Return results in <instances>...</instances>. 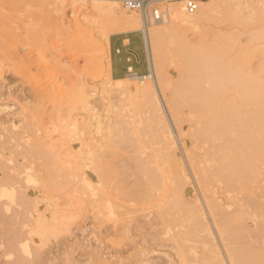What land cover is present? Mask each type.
<instances>
[{
    "label": "rangeland",
    "instance_id": "obj_1",
    "mask_svg": "<svg viewBox=\"0 0 264 264\" xmlns=\"http://www.w3.org/2000/svg\"><path fill=\"white\" fill-rule=\"evenodd\" d=\"M212 1L200 0V22L147 26L165 28L158 73L142 31L111 32V22L90 6L91 0H0V134H22L19 155L37 152L31 158L38 166L37 198L42 206L43 193H49L50 211L61 209L59 219L47 213L56 225L33 245L26 239L31 200L23 196L33 183L23 180L19 189L0 194V264H222L206 231L210 223L201 224L205 207L192 154L198 151L199 118L219 103L225 115L244 122L264 186V0H215L207 7ZM124 38L129 42L120 47ZM128 83L149 84L151 92L133 100L126 94ZM220 87L225 95L216 94ZM8 151L9 166L15 158ZM152 152H170L174 164L151 166L150 176L139 177L141 189L127 194L122 178L133 176L120 174L119 159ZM223 180L212 179L211 197L205 199L213 223L226 217L215 208L221 206L228 213L227 242L240 245L231 250L244 252L238 253L244 264H264V198L257 204L238 195L247 185Z\"/></svg>",
    "mask_w": 264,
    "mask_h": 264
},
{
    "label": "bare ground",
    "instance_id": "obj_2",
    "mask_svg": "<svg viewBox=\"0 0 264 264\" xmlns=\"http://www.w3.org/2000/svg\"><path fill=\"white\" fill-rule=\"evenodd\" d=\"M85 1V0H82ZM215 2V0H213ZM212 1V2H213ZM200 0L198 1L199 4ZM213 2L210 3L211 5L207 6V7H214L216 3ZM71 5L74 4L72 2H70ZM120 0H91V2H89L90 6L99 14H101L102 16H104L106 19H108L111 22V25L108 27L109 30H111V32H127V31H133L136 29H140L143 33L144 36H146L145 38H147L148 42H150V48L151 49V54L152 57L154 59V64L156 67V71L158 70L159 73V46L161 43V39L163 36V33L165 32V28H158L157 27H148V28H144L142 25V21H141V17L137 12L134 11H129V13H125L121 10L119 5ZM77 4H81L79 2H75V5ZM197 4V6H198ZM197 6L196 9L192 12V13H187L185 11H183V9L179 6L178 3H170L168 5H166L165 11H164V15L162 17V19L158 22H160L161 24L165 25L166 21L168 22H186V23H191L194 24L195 22H200L202 17H203V4L202 2H200L199 5V9L197 10ZM242 6V5H241ZM205 9V8H204ZM196 12V13H195ZM194 13V14H193ZM157 22V23H158ZM162 25V26H163ZM160 27V26H159ZM144 38V39H145ZM143 83V82H142ZM211 87V86H210ZM224 87V86H223ZM220 87L219 89L216 90V94H224V88ZM204 88V87H203ZM126 89V94L133 97L137 98V99H143L147 93L151 92V88L149 86V84H137V83H128L127 86H125ZM205 90L208 89H204L203 93H205ZM211 91V90H210ZM214 91V90H213ZM210 93V92H209ZM208 93V94H209ZM212 93V92H211ZM225 95V94H224ZM149 96V95H148ZM198 96V94H197ZM213 96H215L213 94ZM208 97V96H207ZM211 98H215L212 97L210 94ZM209 97V98H210ZM98 98V97H97ZM151 98V97H150ZM196 98V97H195ZM217 99V98H216ZM211 100V99H210ZM218 101V99H217ZM151 102V100H150ZM177 102V99H176ZM180 102V101H179ZM134 103V102H133ZM145 104V103H144ZM148 104V103H147ZM177 104V103H176ZM100 105V104H99ZM149 105V104H148ZM147 105V107H148ZM178 105V104H177ZM218 105V106H217ZM101 106V105H100ZM153 107V106H152ZM133 109V108H132ZM148 109V108H147ZM207 115L203 116V118H199L198 122H199V133L197 132V134L200 138H198L197 143H196V148L195 150H198L196 152H194V154H192V159L193 162L196 163L195 165L197 167H199L198 170H196V173H199L198 178H197V188L199 190V198H200V202L201 199L204 203V210L201 213V221L203 223L201 224H205L206 221H208V223H210V227H207V234L210 237V239L213 241L214 247H215V253L216 255L219 257L222 264H244L246 263V261L241 262L240 261V254L238 253H244L239 251L238 253L233 249L231 250V248L238 247V245L236 244L235 247H233V243H232V247L229 246V243L227 242V237L225 235H229L230 234H224L225 230H227L229 227L226 228V224H227V212L224 211V209L221 208V206L216 205L215 208L218 209V211L220 210V214L222 215V213H224V215H226V217H222L219 215L218 213V217L220 216V218L222 219L220 223L214 224L213 223V217L211 216V212L209 211V208H207V205L205 203V199L211 197L210 193H212V189H211V182L212 179L215 178L216 176H220L222 177V179H225L223 181H230L231 183L233 182H238L239 187H244L245 185H247L248 188H241L240 191H238V195L241 194V196L243 197L245 194H247V196H249L251 198V200H253V202H256L258 204V202H261L260 199L264 198V186H261L260 183V179L257 176V172L254 169L253 166V156H254V151L252 150V147L249 146V143L247 141L246 138V129L244 128V122L242 121V119L240 118H232L229 117L227 115H225V109L223 108V106H220V104L215 103L214 104V108L213 109H207ZM133 111V110H132ZM156 111V110H155ZM200 111V110H199ZM154 112V111H153ZM152 113V116H154V114ZM198 112V111H197ZM35 113V112H34ZM133 113V112H132ZM157 114V113H156ZM74 115V114H73ZM33 116V115H32ZM151 116V115H149ZM159 116V115H158ZM133 117V116H132ZM152 118V117H151ZM158 118V117H157ZM159 120V119H158ZM154 122V120H153ZM26 123V122H25ZM134 123V122H133ZM156 123V121H155ZM154 123V124H155ZM153 124V123H152ZM161 124V123H160ZM1 125V124H0ZM165 125V124H164ZM192 125V124H190ZM160 125L158 124V127ZM166 126V125H165ZM227 126L228 129H227ZM121 127V126H120ZM124 127V125L122 126ZM135 127V126H134ZM157 127V128H158ZM195 127V126H192ZM7 128V127H6ZM32 128V127H31ZM150 128V127H149ZM154 128V127H153ZM130 129V128H129ZM159 129V128H158ZM157 129V130H158ZM7 130V129H6ZM32 130V129H31ZM117 130V129H116ZM135 130V129H134ZM155 130V129H154ZM161 131V129H159ZM158 130V131H159ZM12 131V130H11ZM33 131V130H32ZM153 130H151L152 132ZM198 131V130H197ZM97 132V131H96ZM162 132V131H161ZM165 133L168 134V131H164ZM2 133V132H1ZM125 133V132H123ZM157 133V132H156ZM159 133V132H158ZM193 133V132H192ZM191 133V134H192ZM7 135L6 133L0 134V194L1 195H5L7 193V191L11 190L14 191L16 189L20 188V185L22 183L23 180L29 182V183H33L32 185H29L28 187H26V189L23 191V196L28 200H31V207L29 208L31 210V219L29 221L30 224L28 225V230H27V234H26V239L29 241V243L31 244H36L39 243L38 240L40 241V238H43L45 236L46 233L49 232V230H51L52 228H54L55 222H52L53 220H49V216L47 217V213L52 212L51 214H53L52 217L56 218L55 216L57 215V217H59L60 212H58L61 209H58L54 207V211H50V204H52L50 202V194L49 193H43V199L45 200V202H43V200H41L42 206H44L43 209H45L47 211L45 214L41 213V208L42 206L40 205V201L37 198V193H38V189L37 186H34L36 180H35V175H36V168L38 167L37 165L35 166L34 164V160H32V155L33 154H37V152L32 151V155L30 154V156L25 155H19V153L22 154V150L20 152V150L18 149L19 147V141L22 138V134L20 132H14V133H9L10 135ZM21 134V135H20ZM137 135V134H136ZM161 134H159L160 137ZM5 136V137H4ZM128 136V135H127ZM162 136V135H161ZM165 136V135H164ZM177 136H179L177 134ZM37 137V136H36ZM75 137V136H74ZM155 137V135H154ZM41 138V137H40ZM61 138V136H60ZM94 138V137H93ZM138 138V137H137ZM158 138V137H157ZM178 138V137H177ZM64 139V138H63ZM97 140V137H96ZM133 140V139H132ZM138 140V139H137ZM154 140V139H153ZM159 140V138H158ZM167 140V139H166ZM183 140V139H182ZM164 141V140H163ZM170 142V141H169ZM192 142V140H191ZM9 143V144H7ZM96 143V142H94ZM103 143V142H102ZM140 143V141L138 142V144ZM155 143H157L155 141ZM172 143V142H171ZM188 143V142H186ZM193 143V142H192ZM25 144V143H24ZM73 144V143H72ZM158 144V143H157ZM161 144V143H160ZM33 145V144H32ZM79 145V144H78ZM134 145V144H133ZM141 145V144H139ZM164 145V144H163ZM35 146V144L33 145ZM70 146V145H68ZM156 146V145H155ZM38 147V146H37ZM108 147V146H107ZM132 147V146H131ZM67 148V147H66ZM90 148V147H89ZM109 148V147H108ZM153 148V147H152ZM33 149V148H32ZM39 149V148H38ZM72 149V148H71ZM79 149V148H78ZM86 149V148H85ZM168 149V148H167ZM175 149V148H174ZM173 149V151H174ZM10 150L13 152V157L15 158V161L12 165H7L5 163V158L7 157L8 153L7 151ZM27 150V149H26ZM43 150V149H41ZM47 150V149H46ZM45 150V151H46ZM134 150V149H133ZM138 150V149H137ZM169 150V149H168ZM194 150V151H195ZM37 151V149H36ZM87 151V150H86ZM148 151V150H147ZM170 151V150H169ZM191 151V150H190ZM9 152V151H8ZM110 152V151H109ZM156 152V151H155ZM152 152V154H132V155H128L122 159H119L120 162H122V171L120 170V174L122 173L123 175H127V172L129 174V177L133 176L132 178H130L129 180L127 178H122L123 180V186L122 188H128V193H131L132 190H136L137 192L141 189V178H146L147 175L150 176L152 173L151 171H153V167L151 166H156L158 165V163H164V165L166 166V164L168 165H172L174 164V159H173V154H171L170 152H164L161 153V155H157V153ZM162 152V151H161ZM117 153V152H116ZM175 153V152H174ZM68 154V153H67ZM39 155V154H38ZM75 155V154H74ZM89 155V153H88ZM24 156H27L28 158H24ZM40 156V155H39ZM76 155L75 157L78 158ZM37 157V156H34ZM49 157V156H48ZM51 157V156H50ZM71 157V156H70ZM38 158V157H37ZM69 159V158H68ZM186 159V158H185ZM86 160V159H85ZM191 160V159H190ZM49 161V160H48ZM47 163L49 164V162H51V160ZM112 161V160H111ZM62 162V161H61ZM88 162V161H86ZM93 162V161H92ZM36 163V162H35ZM40 163V162H39ZM46 163V165H47ZM69 163V162H68ZM193 163V164H194ZM38 164V163H37ZM76 164V163H75ZM186 164V163H185ZM45 164H43L44 166ZM73 165V164H72ZM41 167V166H40ZM82 167V166H81ZM116 167V166H115ZM118 167V166H117ZM116 167V168H117ZM167 167V166H166ZM42 168V167H41ZM38 169V168H37ZM110 169V166H109ZM114 170V169H113ZM68 171V169H67ZM66 172V171H65ZM47 173V171H46ZM49 173V172H48ZM59 173V172H58ZM151 173V174H150ZM157 173V172H156ZM74 174V173H73ZM121 174V175H122ZM160 174H162V172L160 171ZM164 174V173H163ZM167 174V172H166ZM263 174V172H262ZM77 175V174H76ZM157 175V174H156ZM66 176V173L64 174V177ZM88 176V175H87ZM67 177V176H66ZM141 177V178H139ZM160 177V175H159ZM70 178V177H69ZM139 178V179H138ZM152 178V177H151ZM169 178V177H168ZM46 179V178H45ZM44 179V180H45ZM54 179V178H53ZM90 179V178H89ZM99 179V178H98ZM119 179V178H118ZM150 179V178H148ZM155 179V177H154ZM170 179V178H169ZM217 179V178H216ZM215 179V180H216ZM43 180V181H44ZM59 180V179H56ZM157 180V179H156ZM165 180V179H164ZM173 180V179H172ZM48 181V180H47ZM53 181V180H52ZM55 181V180H54ZM68 181V180H66ZM119 181V180H118ZM151 181V180H150ZM222 181V182H223ZM233 181V182H232ZM121 182V181H120ZM148 182V180H147ZM152 182V181H151ZM150 184H154L153 182ZM170 182V181H169ZM173 182V181H172ZM214 182V181H213ZM94 183V182H93ZM174 183V182H173ZM172 183V184H173ZM224 183V182H223ZM229 184V182H227ZM230 183V184H231ZM122 184V183H121ZM177 184V182H175V185ZM179 184V183H178ZM214 184V183H213ZM226 184V183H224ZM223 184V186H224ZM47 185V184H46ZM51 185V184H50ZM180 185V184H179ZM194 185V184H193ZM237 185V186H238ZM22 186V185H21ZM81 186V185H80ZM132 186H134V189L132 188ZM152 186V185H151ZM155 186V185H154ZM225 186H230V185H225ZM40 187V186H39ZM49 187V186H48ZM52 187V186H51ZM65 187V186H64ZM177 187V186H176ZM180 187V186H179ZM235 187V186H234ZM233 187V188H234ZM53 188V187H52ZM100 188V187H98ZM158 188V187H156ZM229 188V187H228ZM23 189V187H22ZM120 189V188H119ZM118 189V190H119ZM171 189V188H170ZM169 189V190H170ZM21 190V189H20ZM102 190V189H100ZM147 190V189H146ZM150 190H152L150 188ZM164 190V189H163ZM246 190V191H245ZM22 191V190H21ZM112 191V190H111ZM174 191V190H173ZM176 191V190H175ZM221 192H223L222 190H220ZM219 191V192H220ZM58 192V191H57ZM163 192V191H162ZM69 193V192H68ZM105 193V192H104ZM147 193V192H146ZM150 194V192H148ZM155 193V192H154ZM167 193V192H166ZM175 193V192H174ZM108 194V193H107ZM180 194V193H179ZM19 195V194H18ZM135 195V194H134ZM138 195V194H137ZM156 196V194H154ZM60 196V195H59ZM103 196V195H102ZM63 197V196H62ZM167 197V196H166ZM231 197V196H230ZM229 197V198H230ZM241 197V198H242ZM246 198V195L244 196ZM76 198V197H75ZM198 198V199H199ZM239 198V197H238ZM19 199V198H18ZM24 199V198H23ZM63 199V198H62ZM65 199V197H64ZM127 199V198H126ZM240 199V198H239ZM102 200V199H101ZM114 200V199H112ZM111 200V201H112ZM116 200V199H115ZM159 200V199H158ZM225 200V199H223ZM247 200V199H246ZM18 201V200H17ZM25 201V199H24ZM23 201V202H24ZM62 201V200H61ZM77 201V200H76ZM117 201V200H116ZM193 201V200H192ZM1 202V201H0ZM4 202V201H2ZM19 202V201H18ZM22 202V200H21ZM28 202V201H26ZM65 202V201H64ZM180 201H178L179 203ZM208 202V201H207ZM249 205L250 201H248ZM252 202V201H251ZM264 202V201H263ZM262 202V203H263ZM75 203V202H74ZM124 203V202H122ZM185 203V202H184ZM214 203V202H213ZM261 203V204H262ZM2 204V203H1ZM8 204V203H7ZM22 204V203H21ZM25 204V203H24ZM57 204V203H56ZM117 204V203H115ZM130 203H128L129 205ZM172 204V203H170ZM182 204V202L180 203ZM193 204V203H192ZM202 204V203H201ZM215 204V203H214ZM260 204V203H259ZM132 205V204H131ZM188 205V204H187ZM247 205V206H249ZM141 206V205H140ZM145 206V205H144ZM195 206V205H194ZM237 206V204H236ZM254 206H256V204L254 203ZM253 206V208H254ZM258 206V205H257ZM264 206V205H263ZM15 207V206H14ZM24 207V206H23ZM28 207V206H27ZM63 207V206H62ZM180 207V206H179ZM189 207V206H188ZM210 207V206H209ZM252 208V206H250ZM64 208V207H63ZM80 208V207H79ZM83 208V207H82ZM213 208V207H211ZM239 208V206H238ZM256 208V207H255ZM254 208V209H255ZM11 209V208H10ZM71 209V208H70ZM150 209V208H149ZM182 210V208H179ZM241 209V208H240ZM239 209V210H240ZM257 209V208H256ZM13 210H15V208H13ZM64 210V209H63ZM77 210V209H76ZM167 210V209H166ZM233 211V208L231 209ZM3 211V210H2ZM43 210V212H45ZM69 211V210H68ZM111 211V210H110ZM119 211V210H117ZM185 211V210H183ZM212 211V210H211ZM214 211V210H213ZM258 211V210H256ZM1 212V211H0ZM16 212V211H15ZM66 212V211H65ZM174 212V210H173ZM231 212V211H228ZM259 212V211H258ZM27 213V212H26ZM215 213V212H214ZM23 214V212H22ZM22 214L21 218H22ZM25 214V213H24ZM65 214V213H64ZM183 214V213H182ZM231 214V213H230ZM1 215V214H0ZM27 215V214H26ZM50 215V214H49ZM67 215V214H66ZM118 215V214H117ZM2 216V215H1ZM5 217V215H3ZM7 216V215H6ZM25 216V215H24ZM28 216V215H27ZM62 216V215H61ZM68 216V215H67ZM66 216V217H67ZM105 216V215H104ZM175 217V215H173ZM186 216V215H185ZM190 216V215H189ZM194 216V215H193ZM192 216V218H193ZM247 216V215H246ZM26 217V216H25ZM24 217V218H25ZM50 216V218H52ZM65 217L62 216V218ZM106 217V216H105ZM172 217V216H171ZM184 217V214H183ZM3 218V217H2ZM9 218V217H8ZM19 218V219H21ZM60 217V219H62ZM69 218V217H68ZM108 218V217H106ZM176 218V217H175ZM196 219V216L194 217ZM224 218V219H223ZM10 219V218H9ZM16 219V217H15ZM59 219V218H56ZM191 219V218H190ZM229 219V218H228ZM6 220V218H5ZM68 220V219H67ZM118 220V219H117ZM198 220V219H197ZM254 220V219H253ZM8 221V220H7ZM20 221V220H19ZM28 221V220H27ZM25 220V222H27ZM174 221V220H173ZM179 221V220H177ZM199 221V220H198ZM11 222V220H10ZM9 222V223H10ZM16 222V221H15ZM54 223V224H53ZM60 223V222H59ZM177 224V222H175ZM191 223H194L191 222ZM255 223V222H254ZM200 224V226H201ZM239 224V223H238ZM2 225V224H1ZM9 225V224H8ZM11 225V224H10ZM178 225V224H177ZM187 225V224H186ZM190 225V224H189ZM196 225V224H195ZM203 225L201 227H203ZM234 225V224H233ZM13 226V225H12ZM26 226V225H25ZM53 226V227H52ZM70 226V225H69ZM174 226V225H173ZM207 226V223H206ZM228 226H230V223L228 224ZM243 226V225H242ZM261 226V225H260ZM259 227V229L261 230V228ZM68 227V225H67ZM187 227V226H186ZM198 227V226H197ZM231 227V226H230ZM245 227V226H244ZM263 227V226H261ZM21 228V227H20ZM190 228V227H189ZM200 228V227H199ZM204 228V227H203ZM224 228H226L224 230ZM10 229V228H9ZM116 229V228H115ZM235 229V228H234ZM241 229V228H240ZM258 229V228H256ZM15 230V229H14ZM69 230V229H68ZM114 230V229H113ZM182 230V229H181ZM200 230V229H199ZM16 231V230H15ZM116 231V230H115ZM114 231V232H115ZM205 231V229H204ZM205 231V232H206ZM250 231V230H249ZM259 231V230H258ZM9 232V231H8ZM12 233V231H10ZM17 232V231H16ZM61 232V231H60ZM68 232V231H67ZM189 231H187L188 233ZM238 233V230L235 231ZM241 232V230H240ZM19 233V232H17ZM69 233V232H68ZM181 233V232H180ZM190 233V232H189ZM242 233V232H241ZM251 233V231H250ZM4 234V233H3ZM8 234V233H7ZM16 234V233H15ZM56 234V233H55ZM235 234V233H234ZM245 234V233H244ZM253 234V233H252ZM259 234L261 235L262 232ZM5 235V234H4ZM10 235V234H9ZM60 235V234H59ZM188 235V234H187ZM196 235V234H195ZM232 235V234H231ZM238 235V234H237ZM23 236V235H22ZM53 236V235H52ZM206 236V235H205ZM233 236V235H232ZM236 236V235H235ZM248 236V235H247ZM251 236V235H250ZM258 236V233L257 235ZM18 237V235H17ZM55 237V236H54ZM194 237V236H193ZM208 237V238H209ZM244 237H246V235H244ZM24 239V236L22 237ZM184 238V237H183ZM236 238V237H235ZM233 238V239H235ZM252 238V237H251ZM189 239V238H188ZM194 239V238H192ZM232 239V237H231ZM247 239V238H246ZM12 240V239H10ZM21 240V239H20ZM44 240V239H43ZM191 240V239H189ZM47 241V240H46ZM216 241V244H215ZM224 241H226L224 243ZM256 241V240H255ZM11 242V241H10ZM14 242V241H13ZM246 242V241H245ZM253 242V241H252ZM251 242V244H252ZM260 242V240H259ZM200 243V242H199ZM236 243V242H234ZM11 244V243H9ZM13 245V244H12ZM17 245V244H15ZM193 245V244H192ZM191 245V246H192ZM198 245V244H197ZM264 245V244H263ZM8 246V245H7ZM194 246V245H193ZM240 246V245H239ZM252 246V245H251ZM12 247V246H11ZM10 247V249H11ZM14 247V246H13ZM9 249V246L7 247ZM15 248V247H14ZM33 248V247H32ZM250 248V247H249ZM6 249V248H5ZM18 249V246H17ZM253 249V248H252ZM213 250V249H212ZM254 250V249H253ZM8 251V250H6ZM244 251V250H243ZM246 251V248H245ZM36 252V251H35ZM263 252V251H262ZM247 253H249V251H247ZM255 253V252H254ZM35 254V253H34ZM251 254V253H249ZM263 254V253H262ZM243 255V256H242ZM241 257H244L245 254H242ZM132 256V255H131ZM264 256V254H263ZM205 256H203L204 258ZM248 257V255H247ZM206 258V257H205ZM246 258V256H245ZM243 259V258H242ZM252 259V258H251ZM201 260V259H200ZM216 260V258H215ZM216 260V261H217ZM213 261V260H212ZM212 261L211 264H212ZM263 261V260H261ZM147 262V261H146ZM214 262V261H213ZM217 263V262H216ZM262 263V262H261ZM214 264V263H213Z\"/></svg>",
    "mask_w": 264,
    "mask_h": 264
},
{
    "label": "built area",
    "instance_id": "obj_3",
    "mask_svg": "<svg viewBox=\"0 0 264 264\" xmlns=\"http://www.w3.org/2000/svg\"><path fill=\"white\" fill-rule=\"evenodd\" d=\"M198 1L199 0H120L121 6L124 9L137 12L140 15L144 28H147L151 23H156L161 20L166 5L178 3L185 12L192 13L196 9Z\"/></svg>",
    "mask_w": 264,
    "mask_h": 264
},
{
    "label": "crops",
    "instance_id": "obj_4",
    "mask_svg": "<svg viewBox=\"0 0 264 264\" xmlns=\"http://www.w3.org/2000/svg\"><path fill=\"white\" fill-rule=\"evenodd\" d=\"M124 42L128 43V42H129V39H128V38H124V39H122L121 42L119 43V46H120V47H123L124 44H125ZM117 51H118V48H117ZM126 69H127L128 71H131V70H132V65H131V64H127ZM114 70H115V72H116L117 68H114Z\"/></svg>",
    "mask_w": 264,
    "mask_h": 264
}]
</instances>
